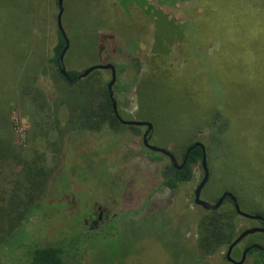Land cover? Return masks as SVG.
Segmentation results:
<instances>
[{"label": "rangeland", "instance_id": "rangeland-1", "mask_svg": "<svg viewBox=\"0 0 264 264\" xmlns=\"http://www.w3.org/2000/svg\"><path fill=\"white\" fill-rule=\"evenodd\" d=\"M202 6L199 0H124V3L62 0L60 21L67 39L62 65L65 70L78 74L92 64L110 62L122 66L128 57L136 58L140 67L120 70L116 79L124 91H113V96L121 113L137 119V83L161 66L163 60L170 69L181 65L177 39L186 31L176 34L175 26L197 23L202 17ZM55 14V0H0V71L15 61L10 52L15 51L14 39L19 37L26 56L31 55L30 59L37 63L33 77L48 103L39 110L34 107L32 96L21 102L12 99L7 102L11 94L2 81L8 79L0 74V120L7 109L15 144L26 156L36 152L44 154L46 164L51 166L45 197L54 200L48 206L53 218L59 219L66 206L73 204L76 208L68 210H75L72 212L75 218L79 215L83 218L88 211L95 210L93 206H100L108 218L113 215L110 223L115 235L90 241L84 254L85 264H193L197 257L194 251L197 221L206 214L192 203V191L201 177L199 167H195L191 180L170 196L160 187L162 167L167 161L152 160L149 151L142 149L140 137L144 126L121 124L99 131L65 126L64 107L59 102L53 103L59 78L51 77L55 67L47 62L55 43ZM159 47L165 50L163 54ZM193 47L202 54L210 51L213 44L202 46L195 39ZM83 79L86 84L101 86L108 81L109 72L103 69L89 72L75 82L74 90L84 84ZM223 90L219 94L222 93L224 106L237 112L236 123L226 134L224 150L216 151L219 156L207 168L211 177L200 196L207 202L214 201L230 185L236 186L237 175L242 174L245 182L243 187L238 186L240 199L236 202L240 210L249 213L253 211L252 206L262 205L259 190L247 179L264 171V117L255 126L246 125L240 118L244 102L241 97L246 95L234 96ZM147 94L149 107L143 108L140 115L148 113L156 126H152L149 142L157 147L165 142V148L179 160L180 149L172 141H184L195 124L189 121L190 110L184 96L174 95L158 82L149 87ZM196 98L192 101L196 102ZM35 122L41 125L40 129L33 127ZM52 143L56 146L54 150ZM250 161L255 168L248 164ZM230 206L225 202L216 209L224 214L225 226L237 232L257 226L256 220L231 213ZM40 223L37 228L42 227ZM58 227L52 229L55 231ZM255 241L264 242V236L258 232L244 237L236 244L235 251ZM224 252L225 247H219L209 255L198 257V262L231 264L225 260ZM236 254L231 256L234 260H237ZM11 256L12 253L0 252V264Z\"/></svg>", "mask_w": 264, "mask_h": 264}, {"label": "trees", "instance_id": "trees-1", "mask_svg": "<svg viewBox=\"0 0 264 264\" xmlns=\"http://www.w3.org/2000/svg\"><path fill=\"white\" fill-rule=\"evenodd\" d=\"M119 2L124 3V0ZM199 3L203 4V13L197 23L187 22L175 26L176 34L186 31L182 38L177 39L179 44L177 53L182 57L181 65L177 69H170L165 66L163 60L161 66L151 73L148 72L137 83L138 112L135 120L148 121L156 127L148 113L140 115V112L143 108L149 107L147 94L149 87L158 82L174 95L184 96L186 106L190 110L189 121H195L184 141L175 143L168 140L180 149L179 160L185 155L180 168H174L163 154L142 146L143 150L149 151L152 155V160L167 161L162 167L160 187L170 196L175 195L182 184L190 181L195 167H199L200 148L193 146L185 153L187 148L195 141L202 143L208 168L210 162L219 156L216 151H223L227 145L226 134L230 127L234 128L237 112L224 106L223 97L220 96L222 93L219 94L224 91L223 89L234 96L246 95L241 97L244 102L240 117L246 125L255 126L259 123L258 119L264 117V0H199ZM2 38L5 39V34ZM195 39L201 41L202 46L204 43L213 44V48L200 54L193 47ZM14 40L15 51L10 53L15 61L8 66L4 65L0 71V74L6 75L8 79L6 82L2 81L11 94L7 97V102L9 99L21 102L23 98L32 96L30 98L32 103L33 101L35 103L34 107L41 110L48 103L33 77L38 67L35 66L37 63L30 59L31 55L26 56L25 47L20 45L21 39L16 37ZM183 43H186V46L181 45ZM63 45L64 40L55 28V43L47 62L55 67L51 77L59 78V87L53 103L59 102V105L64 107L65 126L92 131L121 126L111 110L106 84L90 85L83 79L81 83L84 84L74 90L77 80L68 82L67 79L74 78L77 73L65 70L66 78L60 74L59 68L56 67V58ZM182 50L185 51L183 54ZM159 51L163 54L165 50L159 47ZM26 60L29 63H26ZM126 61L122 66H114L113 91H124V88L118 87L116 79L120 70H135L140 67L138 60L132 56ZM6 71L9 72L4 74ZM194 96L197 97L196 102L192 101ZM117 111L123 119L132 118L128 113H121L118 107ZM7 115L6 109L3 119L0 120V252L12 253V256L3 264H85L84 254L90 241L115 235L113 224L105 222L103 227L95 231L81 230L80 215L75 218L73 217L75 214L72 213L75 210L71 212L68 210L70 207L76 208L75 204L66 206L64 214L59 216V219L53 218L48 206L54 200L45 197V187L52 168L46 164L44 154L36 152L34 155L26 156L22 153V149L15 144L11 135ZM40 126L38 122L33 125L36 129H40ZM55 148V144L52 143L51 149ZM161 148L166 149L165 142ZM171 154L177 159L173 152ZM248 164L255 168L251 161ZM210 177L208 173L206 183H209ZM237 180V185H230L227 191L239 200L238 186L243 187L244 176L238 174ZM247 180L259 190L258 198L259 202H262L261 206H252L253 211L249 213L264 217V171L249 175ZM206 183L200 195L203 188L206 191ZM255 195L257 196L256 193ZM217 198L218 196L214 201ZM225 202L231 205L230 212L235 213L227 197L223 199L221 205ZM204 211L206 214L200 216L197 221V234L194 240L197 257L193 251L196 257L193 264H206L203 261L198 262V257L209 255L219 247L226 248L238 234L237 230L234 231L229 225L225 226L224 214L217 212L216 209ZM41 221L42 227L37 228ZM54 226L59 227L54 231L52 229ZM260 236H264V232L260 233ZM254 243L264 248V242ZM189 250L191 252V249ZM242 264H264V252L258 248H249Z\"/></svg>", "mask_w": 264, "mask_h": 264}, {"label": "water", "instance_id": "water-1", "mask_svg": "<svg viewBox=\"0 0 264 264\" xmlns=\"http://www.w3.org/2000/svg\"><path fill=\"white\" fill-rule=\"evenodd\" d=\"M55 2H56L55 27H56L57 31L59 32V34L61 35L62 39L64 40V45L57 55L56 62L59 64L60 74L66 78L67 75H66L65 69L62 65V58H63L64 52L67 48V39H66L65 33L63 31V28L61 26V21H60V17H61V13H62V0H56ZM98 69L107 70L109 72V79L106 82L105 87H106L107 96H108L109 101H110L111 110L113 112L114 117L117 119V121L122 125L144 126V130H143L141 137H140L141 145L150 151L163 154L168 159V161L170 162L171 165H173L176 168H179L180 165H176V158L173 156V154H171V152L169 150L161 148V147H157L155 145H152L149 142L150 133L152 130V124L150 122L144 121V120L123 119L118 114L117 106H116V102L113 98V90H112V85L115 81V67L112 63L109 62V63H102V64H92V65L86 67L80 73H78L74 78L67 79V81L72 82V81L81 79V78L85 77L89 72H91L93 70H98ZM193 146H198L200 148V151H201V156H200V161H199V168L201 171V177H200L199 181L197 182V184L195 185V187L192 191V203L194 205L201 207L202 209L215 210L221 205L223 199L225 197H227L231 201L234 212L238 216L243 217V218L252 219V220H259V221L263 222L262 227L252 226V227H247V228L240 230L238 232V234L233 238V240L226 246L225 252H224L225 260L230 262L231 264H242L244 261L245 252L249 248H251V247L258 248V249L262 250L263 252H264V248H262L261 246L256 245V244H252L243 250V252L241 253V256L238 260H234L230 257V251L245 236H247L249 234L256 233V232L263 233L264 232V217L259 215V214H250V213H247V212L240 210V208L236 202L235 197L229 191H223L214 202H207V201L203 200L200 196V193H201L202 187L204 186V184L206 183L207 178H208V169L206 166V155H205L204 146L199 141H195L189 148H187L185 153H187L188 150ZM184 159H185V155L183 157V161H184Z\"/></svg>", "mask_w": 264, "mask_h": 264}, {"label": "flooded vegetation", "instance_id": "flooded-vegetation-1", "mask_svg": "<svg viewBox=\"0 0 264 264\" xmlns=\"http://www.w3.org/2000/svg\"><path fill=\"white\" fill-rule=\"evenodd\" d=\"M57 68H59V64L57 63L56 65ZM144 130V129H143ZM151 134V133H150ZM146 149V148H145ZM148 150V149H147ZM187 150V149H186ZM184 157V156H183ZM183 157L180 160L176 159V165H180V167L183 164ZM173 166V165H172ZM174 167V166H173ZM179 167V168H180ZM176 168V167H174ZM93 208L95 210H90L88 211L87 214H85V216L83 218H81V230L85 231V230H89V231H95L99 228H101V226L107 222L110 223L112 221V217L113 215H110V218H108L106 212L103 211V209L100 206H93ZM81 217V216H80ZM89 221V222H87ZM257 222V226L261 227V225L263 226V222L256 220ZM103 227V226H102ZM251 235V234H249ZM248 236V235H247ZM246 237V236H245ZM243 239V238H242ZM241 239V240H242ZM240 240V241H241ZM239 241V242H240ZM238 242V243H239ZM237 243V244H238ZM255 244V243H248L245 244L241 249H238L239 251H235L236 247H233L230 251V257L235 255V252H238V254H236V258L237 260L240 258L241 253L243 252V250L247 247H249L250 245ZM236 246V245H235ZM248 251V250H247ZM247 251L245 252L244 258L246 257ZM232 258V257H231ZM233 259V258H232Z\"/></svg>", "mask_w": 264, "mask_h": 264}]
</instances>
